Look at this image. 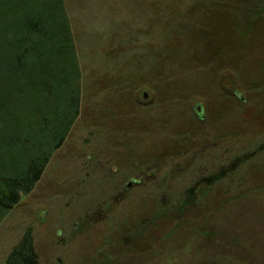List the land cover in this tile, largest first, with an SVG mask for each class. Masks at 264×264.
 Returning a JSON list of instances; mask_svg holds the SVG:
<instances>
[{"label":"rangeland","instance_id":"374dc122","mask_svg":"<svg viewBox=\"0 0 264 264\" xmlns=\"http://www.w3.org/2000/svg\"><path fill=\"white\" fill-rule=\"evenodd\" d=\"M64 1L80 115L0 222V264L26 230L38 264H264V192L244 194L264 175V0ZM189 188L208 196L131 243L156 198Z\"/></svg>","mask_w":264,"mask_h":264},{"label":"trees","instance_id":"16d2710c","mask_svg":"<svg viewBox=\"0 0 264 264\" xmlns=\"http://www.w3.org/2000/svg\"><path fill=\"white\" fill-rule=\"evenodd\" d=\"M69 26L64 0H0V222L32 192L79 118L81 78ZM243 159L235 158L196 187L217 185ZM249 181L244 194L264 192V175L253 174ZM196 196L204 201L208 194L189 188L171 198H156L139 222L127 228L132 230L131 243L145 221L156 230L157 221L167 227L181 222ZM224 199L219 194L214 203ZM112 235L128 247L127 234L117 230ZM101 257L96 252L90 264H105ZM37 260L33 237L26 230L4 264H38Z\"/></svg>","mask_w":264,"mask_h":264},{"label":"water","instance_id":"95a60500","mask_svg":"<svg viewBox=\"0 0 264 264\" xmlns=\"http://www.w3.org/2000/svg\"><path fill=\"white\" fill-rule=\"evenodd\" d=\"M195 110H197V109H195Z\"/></svg>","mask_w":264,"mask_h":264}]
</instances>
